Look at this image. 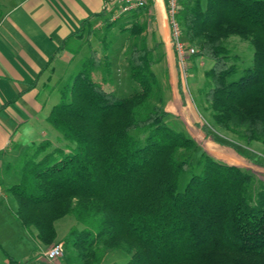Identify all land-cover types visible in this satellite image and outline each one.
<instances>
[{
  "label": "trees",
  "instance_id": "16d2710c",
  "mask_svg": "<svg viewBox=\"0 0 264 264\" xmlns=\"http://www.w3.org/2000/svg\"><path fill=\"white\" fill-rule=\"evenodd\" d=\"M146 9L127 12L132 21L121 28L131 42L134 91L107 89L108 50H91L47 117L63 144L43 139L22 155L21 180L8 188L15 215L46 245L57 237L56 221L72 216L77 223L62 241L67 264H105L110 250L125 252V264H264V181L253 190L252 171L199 151L171 126L153 69L161 44L150 46L144 34ZM176 18L181 39L195 47L190 57L213 61L198 91L200 128L245 156L239 142L264 144V0H178ZM232 35L254 47L240 75V57L227 45Z\"/></svg>",
  "mask_w": 264,
  "mask_h": 264
},
{
  "label": "crops",
  "instance_id": "0c3cea01",
  "mask_svg": "<svg viewBox=\"0 0 264 264\" xmlns=\"http://www.w3.org/2000/svg\"><path fill=\"white\" fill-rule=\"evenodd\" d=\"M117 10L115 0H0V171L10 173L16 149L25 152L39 142L56 94L77 72L71 73L72 69L78 70L91 50H98L88 37L103 27L104 19L114 24L132 21L130 13L114 19ZM145 14L148 27L144 34L154 40L151 46L161 44L157 63H167L171 97L165 107L182 118L189 130L185 118L191 117L196 124L199 119L187 94L180 91V64L166 0H151ZM84 21L88 22L83 25ZM117 37L120 43L111 41L108 53L117 44L119 52L127 54V32L120 31ZM85 48L84 59L76 63ZM189 61L196 63L191 57Z\"/></svg>",
  "mask_w": 264,
  "mask_h": 264
},
{
  "label": "rangeland",
  "instance_id": "374dc122",
  "mask_svg": "<svg viewBox=\"0 0 264 264\" xmlns=\"http://www.w3.org/2000/svg\"><path fill=\"white\" fill-rule=\"evenodd\" d=\"M128 19H125V21ZM103 27L96 29L94 36L88 37V40L96 46L99 50V54L102 55L105 50L110 51L112 42L116 41L118 33H120L122 25L126 22L119 21L114 25H109L110 21L103 20ZM125 22V23H124ZM95 31L94 29L92 30ZM123 31V30H122ZM128 35V33H127ZM126 38L125 36L121 37ZM118 39L117 44L120 43ZM149 45L151 46L154 40L148 37ZM131 44V42H129ZM114 46L112 51L108 53V56L113 61L112 74L109 81L106 82L105 86L107 89H114L119 95L125 96L134 91L137 84L130 78V67L126 61L128 53L123 54L119 52L120 47ZM227 45L233 53H236L240 57L238 74L242 73V70L253 64L254 47L251 42L238 35H232L227 40ZM82 50L81 56L78 57L76 63L80 59H84ZM156 56H160L157 52ZM192 59V58H191ZM196 63L192 64L188 61V77H184V73H180V80L184 92L187 94L190 103L195 108L199 122L196 124L193 119L185 118L188 123L189 130L184 126L182 118L177 114L170 112L172 115L169 119L171 126L178 130H184L187 134L191 135L198 143L200 150H206L209 154L214 156L216 159L226 162L228 164H235L245 167L255 174V182L253 184L254 189L259 188V185L264 181V144L258 141L253 142L249 146L244 145L242 142L241 148L245 156L239 154L233 147L222 145L212 140L211 137H207L206 134L200 128V125L206 122V116L204 117L202 109L200 110V96L199 89L203 86L205 79V72L212 66L213 61L206 57L197 56L194 58ZM83 61V60H82ZM75 65V63H74ZM167 63L162 61L156 63L153 67L160 85L163 88L165 101L171 97L169 87L167 85ZM81 64L78 68L80 69ZM75 68L72 69L73 73ZM180 71L181 66H180ZM103 74L102 69H97L94 72V78L101 80ZM60 101V93H57L54 98V104ZM208 113H205L207 115ZM172 119V120H171ZM172 122V123H171ZM43 133L38 136L39 141L42 139H50L55 144L61 145L64 142L62 134L57 131L48 122L45 123ZM227 139H236L235 135L228 132L217 131ZM238 143V144H239ZM246 146V147H244ZM23 148H18L14 152V164L10 173H6L4 170L0 171V182L3 187L4 195H0V264H12L9 262L8 256L15 258L21 264H67L64 257H59L55 260H49L45 254L49 248L57 243L63 244V239L66 237L70 229L76 225V220L72 216H66L56 221V239L49 245H46L38 240L36 237L35 228H31V232L23 227L20 220L16 217L15 211L18 206L17 199L8 191L12 185L20 182L21 173L19 170V163L23 155ZM199 154V153H198ZM241 155V156H240ZM187 177L182 176L180 188L183 189L186 184ZM33 232V233H32ZM129 256L120 250H110L105 259V264H125L128 261Z\"/></svg>",
  "mask_w": 264,
  "mask_h": 264
},
{
  "label": "built area",
  "instance_id": "2783aa9c",
  "mask_svg": "<svg viewBox=\"0 0 264 264\" xmlns=\"http://www.w3.org/2000/svg\"><path fill=\"white\" fill-rule=\"evenodd\" d=\"M118 3V10L113 14V18L116 19L118 16L130 12L135 8L144 7L149 4L151 0H115ZM167 13L169 18V24L172 32V38L175 44V48L179 58V64L181 70L184 73V77H188V61L192 54L195 53V47L189 46L181 39L182 31L180 24L176 18L178 9V0H166ZM0 195H4L3 187L0 182ZM64 255V247L62 243H57L49 248L45 256L49 260H55Z\"/></svg>",
  "mask_w": 264,
  "mask_h": 264
}]
</instances>
